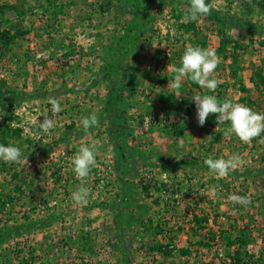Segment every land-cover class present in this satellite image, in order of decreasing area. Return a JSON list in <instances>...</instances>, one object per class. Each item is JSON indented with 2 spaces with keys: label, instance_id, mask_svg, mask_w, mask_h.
<instances>
[{
  "label": "rangeland",
  "instance_id": "rangeland-1",
  "mask_svg": "<svg viewBox=\"0 0 264 264\" xmlns=\"http://www.w3.org/2000/svg\"><path fill=\"white\" fill-rule=\"evenodd\" d=\"M186 3L0 0L13 38L0 42V144L22 153L0 160V264H228L233 251L264 264V132L249 143L225 136L216 114L199 126L192 100L264 114L254 78L264 77V0H206L214 15L194 22ZM188 45L219 57L214 92L188 77L179 95L167 87ZM92 113L99 123L85 132ZM93 144L98 166L80 205L71 158ZM233 155L240 163L224 177L204 164Z\"/></svg>",
  "mask_w": 264,
  "mask_h": 264
},
{
  "label": "clouds",
  "instance_id": "clouds-1",
  "mask_svg": "<svg viewBox=\"0 0 264 264\" xmlns=\"http://www.w3.org/2000/svg\"><path fill=\"white\" fill-rule=\"evenodd\" d=\"M212 10V6L206 3V0H190L188 11L184 14L185 21H197L200 16L207 15ZM220 63L219 57L214 49L201 48L200 46L188 45L181 57L179 67L171 69L168 86L176 95H179L182 80L185 77L191 79L192 82L200 87L214 92L219 84V81L213 78L215 69ZM196 106V118L199 126H203L210 114H216V122L219 127L221 124L228 123V127L224 131L225 136L235 134L240 141L249 143L253 138H256L264 132V114L253 111L251 108L241 104L233 103L225 100L220 102L215 95H200L196 94L193 99ZM49 102L52 105L53 114L61 111L59 102L52 97H49ZM98 117L95 113L84 117L81 120V125L85 132L91 127L98 125ZM53 124V119L45 117L38 127L45 133L49 132ZM217 127V128H218ZM216 128V129H217ZM98 145L91 146L82 145L71 158L73 171L76 177L81 181V185L72 192V200L76 204H86L90 195V189L83 186V181L90 174L92 168L97 167L96 149ZM21 150L15 146H5L0 144V160L7 163H21ZM240 163L239 155L230 156L227 160L213 159L209 156L204 160V164L208 169L220 176H227L229 171ZM215 192L216 189L212 188ZM234 204L247 206L251 201L246 196L229 195L227 198Z\"/></svg>",
  "mask_w": 264,
  "mask_h": 264
},
{
  "label": "trees",
  "instance_id": "trees-1",
  "mask_svg": "<svg viewBox=\"0 0 264 264\" xmlns=\"http://www.w3.org/2000/svg\"><path fill=\"white\" fill-rule=\"evenodd\" d=\"M186 4L190 5L189 3H186ZM212 15H214V13L210 11L208 16H212ZM238 26H242V24H239ZM139 34H142V32ZM2 41H3V44H9L10 42L13 41V38L10 37V34L7 30H1V28H0V42H2ZM254 78L259 81V85L255 87L256 88L255 90L259 94L260 100L264 103V77L261 76L260 74H255ZM252 80H253V78H252ZM188 81H189V84L191 87H193V88L199 87V85L192 82L190 78H188ZM130 87H131V84H127V85L124 84V89L130 88ZM243 92H245V91H243ZM3 94H4L3 92H0V97L3 96ZM246 101L251 102V99L247 95L245 96V99H244V102H246ZM46 220H48L49 223L46 222ZM203 221H206V220L204 219ZM43 223H45V225H49L52 222H50L49 219H44ZM2 235L3 234L0 233V236H2ZM227 258L229 260L228 264H240L242 262L241 256H240L239 252H237V251H233L232 253L231 252L228 253Z\"/></svg>",
  "mask_w": 264,
  "mask_h": 264
},
{
  "label": "built area",
  "instance_id": "built-area-1",
  "mask_svg": "<svg viewBox=\"0 0 264 264\" xmlns=\"http://www.w3.org/2000/svg\"><path fill=\"white\" fill-rule=\"evenodd\" d=\"M17 126H18V124H17Z\"/></svg>",
  "mask_w": 264,
  "mask_h": 264
}]
</instances>
